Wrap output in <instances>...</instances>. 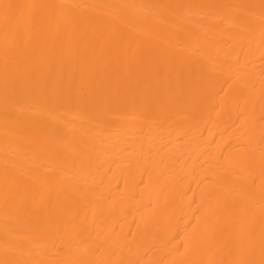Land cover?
<instances>
[{"label": "bare ground", "instance_id": "obj_1", "mask_svg": "<svg viewBox=\"0 0 264 264\" xmlns=\"http://www.w3.org/2000/svg\"><path fill=\"white\" fill-rule=\"evenodd\" d=\"M0 264H264V0H0Z\"/></svg>", "mask_w": 264, "mask_h": 264}]
</instances>
